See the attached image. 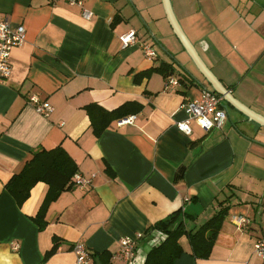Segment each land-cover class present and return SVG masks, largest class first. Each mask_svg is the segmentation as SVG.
I'll use <instances>...</instances> for the list:
<instances>
[{"label":"crops","instance_id":"1","mask_svg":"<svg viewBox=\"0 0 264 264\" xmlns=\"http://www.w3.org/2000/svg\"><path fill=\"white\" fill-rule=\"evenodd\" d=\"M81 1L0 0L11 29L22 25L26 33L11 51L10 76L0 80V264H73L77 243L93 263V254L106 252L112 264H124L113 256L122 238L137 234L135 264H143L149 227L179 209L191 216L187 228L198 227L221 204L229 210L210 256L192 257L182 239L184 253L173 264H264L253 250L264 227V126L227 106L220 129L204 132L191 121V134L180 132L185 104L211 86L175 37L161 0ZM170 1L209 70L264 116V0ZM129 31L137 43L123 48L120 36ZM141 44L156 56L146 57ZM164 63L173 75L140 76ZM169 78L178 85L166 86ZM32 95L51 104L48 117L35 111ZM128 102L141 106L129 115L133 122L112 120L96 136L85 107L110 112ZM57 146L77 174L95 177L49 203L39 228L33 219L49 186L38 182L18 206L4 185L34 151ZM233 215L250 225L238 230ZM54 238L60 243L46 257Z\"/></svg>","mask_w":264,"mask_h":264},{"label":"trees","instance_id":"2","mask_svg":"<svg viewBox=\"0 0 264 264\" xmlns=\"http://www.w3.org/2000/svg\"><path fill=\"white\" fill-rule=\"evenodd\" d=\"M152 73H158L166 78L173 75V69L170 64L164 63L147 70L140 76H149ZM140 109L141 106L136 102L125 103L110 112L97 105L85 107L96 136H99L112 120L136 114ZM76 172L75 162L62 147L57 146L51 150L40 149L32 153V157L24 164L20 172L10 178L4 185V189L13 197L18 206H22L29 198L30 191L35 184L38 182L46 183L50 191L33 219L39 228H43L46 224L45 212L47 206L60 193L72 188L71 180ZM228 210V206L221 204V209L218 212L200 226L193 228L186 227V223L191 220V216L181 209L156 222L148 228L150 231L146 235L150 237L151 233L157 232L161 235V239L159 243L148 250L143 264H173L184 253L181 246L182 239L187 240L192 257L207 259L211 254ZM59 243L57 238L53 239V246L46 257L51 256L57 250ZM93 258L94 264H112L110 255L106 252L93 254Z\"/></svg>","mask_w":264,"mask_h":264},{"label":"built area","instance_id":"3","mask_svg":"<svg viewBox=\"0 0 264 264\" xmlns=\"http://www.w3.org/2000/svg\"><path fill=\"white\" fill-rule=\"evenodd\" d=\"M69 5L82 4L81 0H62ZM85 16L90 17L91 14L85 11ZM25 28L22 25L11 29L9 20L0 14V80L7 79L11 74L10 54L13 48L21 46L25 41ZM137 34L135 31H129L120 36V41L123 48L137 43ZM141 49L146 57L153 58L156 56L155 50L148 44H141ZM176 86L178 82L174 78L167 80L166 86ZM29 102L33 105L35 111L48 117L53 107L47 100H41L38 96L32 95ZM188 118L183 122L176 124L177 129L185 135L191 134L190 122L194 121L198 127L209 132L212 129H220L227 118V111L224 108V101L221 96L212 93L209 90H203L201 98L196 101H189L184 106ZM135 116H129L121 120V123H131ZM120 123V124H121ZM95 175L83 177L77 173L72 176V185L78 188H86L92 184ZM232 224L242 231L246 229L250 223V218L243 215H233L230 218ZM143 238V234H137L134 237H125L120 240L118 251L115 252L113 259L120 260L124 264H135L137 258L138 242ZM161 235L157 232L151 233L149 240V249L159 243ZM13 249H17L14 247ZM253 250L256 257L264 261V227L261 229L259 236L255 237L253 242ZM74 254L73 264H94L91 260L90 251L80 243L72 247ZM144 263V262H143Z\"/></svg>","mask_w":264,"mask_h":264},{"label":"water","instance_id":"4","mask_svg":"<svg viewBox=\"0 0 264 264\" xmlns=\"http://www.w3.org/2000/svg\"><path fill=\"white\" fill-rule=\"evenodd\" d=\"M162 6L166 19L175 35L177 40L180 42L181 46L193 61L194 65L206 80V82L211 86V92L222 97L225 105L224 107L231 106L236 111L240 112L246 116L250 121L257 123L260 126H264V116L254 112L239 100H237L232 94L231 90L228 89L223 83L215 77V75L209 70L205 65L199 54L197 53L193 44L189 41L185 33L183 32L172 8L170 0H161ZM195 80V78L193 77ZM203 88V86H202Z\"/></svg>","mask_w":264,"mask_h":264}]
</instances>
